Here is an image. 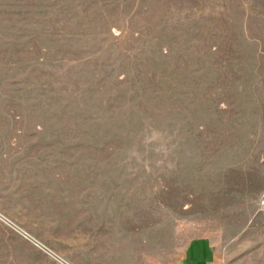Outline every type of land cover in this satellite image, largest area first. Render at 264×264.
Listing matches in <instances>:
<instances>
[{"label":"rangeland","instance_id":"1","mask_svg":"<svg viewBox=\"0 0 264 264\" xmlns=\"http://www.w3.org/2000/svg\"><path fill=\"white\" fill-rule=\"evenodd\" d=\"M264 264V0H0V264Z\"/></svg>","mask_w":264,"mask_h":264},{"label":"crops","instance_id":"2","mask_svg":"<svg viewBox=\"0 0 264 264\" xmlns=\"http://www.w3.org/2000/svg\"><path fill=\"white\" fill-rule=\"evenodd\" d=\"M175 264H218L212 241L207 237L190 240L184 253Z\"/></svg>","mask_w":264,"mask_h":264}]
</instances>
